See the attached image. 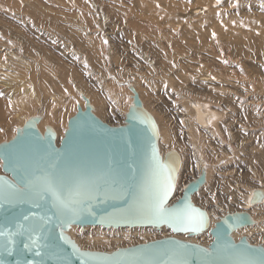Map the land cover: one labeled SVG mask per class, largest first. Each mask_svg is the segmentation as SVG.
Instances as JSON below:
<instances>
[{
    "label": "rangeland",
    "instance_id": "obj_1",
    "mask_svg": "<svg viewBox=\"0 0 264 264\" xmlns=\"http://www.w3.org/2000/svg\"><path fill=\"white\" fill-rule=\"evenodd\" d=\"M263 19L264 0H0V102L15 106L0 114V143L33 116L41 133L50 126L61 140L85 98L101 121L123 125L131 85L157 125L160 156H180L170 202L204 168L192 202L213 219L247 211L245 198L264 187ZM200 103L219 112L214 123L202 124ZM248 213L251 229L237 237L264 247V204ZM164 227L152 228L154 239L173 233ZM86 229L69 236L81 249L143 242H87L90 232L129 231ZM205 232L182 240L209 244Z\"/></svg>",
    "mask_w": 264,
    "mask_h": 264
},
{
    "label": "water",
    "instance_id": "obj_2",
    "mask_svg": "<svg viewBox=\"0 0 264 264\" xmlns=\"http://www.w3.org/2000/svg\"><path fill=\"white\" fill-rule=\"evenodd\" d=\"M124 124L112 126L97 118L85 98L67 121L59 144L50 126L41 133L39 117L26 120L13 138L0 143V264H264V247L232 233L253 224L247 211L226 213L209 229L207 247L161 237L111 252L81 249L66 233L72 226L156 227L198 235L208 230L207 212L192 202L206 180V171L189 181L169 203L180 156L170 150L162 158L158 128L135 89ZM172 188L160 216L154 207L166 177ZM59 198V199H58ZM264 194L254 189L249 206ZM59 200L71 201L69 208ZM203 214L197 227L172 213Z\"/></svg>",
    "mask_w": 264,
    "mask_h": 264
},
{
    "label": "bare ground",
    "instance_id": "obj_3",
    "mask_svg": "<svg viewBox=\"0 0 264 264\" xmlns=\"http://www.w3.org/2000/svg\"><path fill=\"white\" fill-rule=\"evenodd\" d=\"M194 11H197V10H194ZM264 20V19H263ZM264 23V22H263ZM234 29H236V28H234ZM262 30V29H261ZM262 32V31H261ZM229 34H231V36H236V32H231V33H229ZM255 38V37H254ZM254 38L253 37H250L249 39H246V40H243L242 41V43H243V46L246 48V49H249V48H251L252 46H253V42H254ZM258 39H257V42L259 43V44H264V29H263V32L257 37ZM257 43V44H258ZM244 50V49H243ZM245 53L247 52V50H245L244 51ZM207 76V75H206ZM210 77V76H209ZM204 78H206V77H203V79ZM206 80V79H205ZM207 80H210V79H208L207 78ZM39 89L40 90H44L41 86H39ZM139 96V95H138ZM140 99V98H139ZM141 100V99H140ZM142 102V101H141ZM13 103H14V101L12 100V99H10V98H7L5 101H3V102H0V114H2L3 113V111H6L7 112V114H11V113H13V110L15 109V106L13 105ZM194 106H195V104L193 105V108H194ZM200 108L201 109H199V106L196 108V111H197V115H198V117L200 116V117H202V116H204L203 117V123L202 124H210V123H214L218 118H219V112L217 111V110H214V109H212V108H210L209 106H207L206 104H201L200 103ZM82 109H84V106L83 107H81ZM32 108H27V110H31ZM195 113V112H194ZM195 116V115H194ZM56 142H60V139H59V141H57L56 140ZM57 144V143H56ZM180 167H181V165H180ZM181 169V168H180ZM179 169V170H180ZM196 178V177H195ZM193 180V179H192ZM191 181V180H190ZM188 183V182H187ZM186 183V184H187ZM186 184H185V186H186ZM184 186V187H185ZM183 187V188H184ZM256 189H260L262 192H263V194H264V187H261V188H256ZM254 190V189H253ZM253 190H251V192L253 191ZM182 192V191H181ZM251 192H250V194H249V196L248 197H246L245 198V200L243 201V206H244V208H248V210H251V209H254V208H256L257 206H259V205H262V204H264V199H263V201H261L260 203H257V204H254V205H251V206H249L248 204H247V200H248V198L250 197V195H251ZM175 200H173V201H171V202H169V203H172V202H174ZM251 209H250V208ZM243 208V209H244ZM248 210H247V212H248ZM209 221H210V225H209V228H208V230L206 231V232H208L209 231V229H211L213 226H214V223L216 222V221H218L219 220V218H211V217H209ZM165 225H163V226H161L159 229L160 230H163L165 227H164ZM252 225H248V226H245V227H242V228H240V229H238V230H236V231H234L233 233H232V237H233V239L236 241L237 239H238V237H237V235H239V232L241 231V230H243V229H246V230H250ZM86 229V228H94V229H102V228H105V227H101V226H84L83 228H81V227H79V226H76V225H72L68 230H67V234L69 235V236H71L72 237V235L75 233V232H77L79 229ZM153 227H118V228H112V227H109V228H106V229H115V230H121V231H123V230H128L129 231V234L128 233H125V232H123V233H121V234H117V235H115L113 238H110V237H108V236H106L105 234H104V232H100L99 230H98V232H99V234H91V232H90V234L89 235H87L86 237H85V240L88 242V241H90V242H99V243H112L114 240H116L118 237H119V239L121 238V239H127V240H129V241H134L137 237H140V238H142V240L141 241H143V242H146L145 240H147V238H148V241L149 240H153L154 239V235L153 234H151V230H153L152 229ZM88 229V230H89ZM87 230V229H86ZM96 231V230H95ZM102 231V230H101ZM97 232V233H98ZM205 232V233H206ZM107 233V232H106ZM203 233V232H202ZM202 233H200V234H202ZM200 234H198V235H200ZM111 235V234H110ZM186 235H189L188 233H181V234H170V235H167V236H173V237H176L177 239H187L186 238ZM198 235H193V239L195 238V236H198ZM113 236V235H112ZM111 236V237H112ZM189 239H192V238H189ZM210 239V238H209ZM211 240V239H210ZM210 240L208 241V242H210ZM191 241H194V240H191ZM193 243V242H192ZM250 243V242H249ZM208 244V243H207ZM207 244L206 243H203V245L205 246H207ZM254 245V244H253Z\"/></svg>",
    "mask_w": 264,
    "mask_h": 264
},
{
    "label": "snow or ice",
    "instance_id": "obj_4",
    "mask_svg": "<svg viewBox=\"0 0 264 264\" xmlns=\"http://www.w3.org/2000/svg\"><path fill=\"white\" fill-rule=\"evenodd\" d=\"M171 188H172V176L169 175L166 177L164 185L159 190L154 207L155 213L160 216L169 214L168 210L163 207V204L168 193L171 191ZM59 204L61 207L69 208L71 201L59 200ZM172 215H174L178 220H188L190 223L196 225L197 227L202 226L204 223L203 214H198V216H192L185 210H177L174 213H172Z\"/></svg>",
    "mask_w": 264,
    "mask_h": 264
}]
</instances>
